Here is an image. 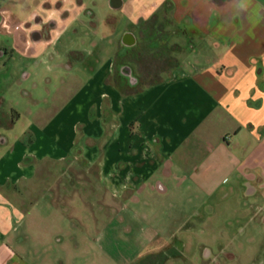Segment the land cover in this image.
I'll list each match as a JSON object with an SVG mask.
<instances>
[{"label": "crops", "instance_id": "1", "mask_svg": "<svg viewBox=\"0 0 264 264\" xmlns=\"http://www.w3.org/2000/svg\"><path fill=\"white\" fill-rule=\"evenodd\" d=\"M24 1L0 35L34 58L68 37L75 74L26 139L0 134V264H111L113 222L124 264L185 258L219 210L264 229V0H102L91 48L97 0Z\"/></svg>", "mask_w": 264, "mask_h": 264}, {"label": "rangeland", "instance_id": "2", "mask_svg": "<svg viewBox=\"0 0 264 264\" xmlns=\"http://www.w3.org/2000/svg\"><path fill=\"white\" fill-rule=\"evenodd\" d=\"M97 1L99 5L88 6L90 10L87 14L94 12L97 16L94 21L99 23L100 29L96 33L87 34V38L82 40L86 48H91L93 42L100 41L103 32L102 22L98 21L109 13L108 7L102 6V0ZM22 3L21 8L26 11L34 4L29 0ZM68 40V37L63 36L54 45V52L59 51L62 54L68 47ZM13 42L12 36L0 35V121H3L5 114L9 120L15 122V126L10 129L4 123L0 134L6 136L10 144L21 142L29 136V126L37 122L38 115L50 111L51 101L60 96L69 79L75 74L65 69L58 70L56 66L59 63L65 68L72 62L69 56L64 54L56 58L53 50L48 49L41 57L34 58L22 53V46ZM24 73H28L29 77L23 80ZM232 216L219 210L209 224H196L195 230L188 234L189 246L185 249V258H177L172 264H264V256L259 255L264 249V229H247L243 220L238 222L235 215V218ZM107 230L103 254L111 264H124L121 261L124 255L132 254L136 250L135 246L126 241L130 231H123L114 222ZM116 241L118 244H115ZM138 248L141 249V246ZM203 250L208 252L206 258L202 257Z\"/></svg>", "mask_w": 264, "mask_h": 264}]
</instances>
